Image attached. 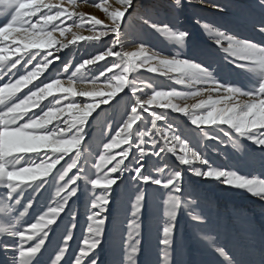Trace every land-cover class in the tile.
<instances>
[{
  "label": "snow or ice",
  "instance_id": "snow-or-ice-1",
  "mask_svg": "<svg viewBox=\"0 0 264 264\" xmlns=\"http://www.w3.org/2000/svg\"><path fill=\"white\" fill-rule=\"evenodd\" d=\"M94 6L102 10L105 20L75 11L74 0L69 6L62 0H0L3 264H102L98 252L113 185L126 179L168 192L164 202L167 219L159 241L161 264H173L176 219L181 209L197 226L198 239L222 258L221 264H256L236 259L218 243L206 215L191 210L196 201L186 195L191 189L184 185L183 172L172 168L166 158L175 156L195 177L247 191L264 201V181L248 179L233 168L214 166L200 151L205 141L241 149L244 140L255 150L245 146L240 159L249 167L258 161L264 168V46L226 35L209 22L196 21L215 36L214 44L227 63L254 76L245 90L222 82L203 61L182 58L179 52L163 55L147 45L146 37L152 32L181 48L190 37L188 30L160 18L161 9L167 11L164 4L137 7V0H116L115 4L99 0ZM183 6V0H172L176 11ZM257 6L264 12V0ZM212 7L222 11L219 4ZM259 23L257 30L264 35V19ZM73 26L87 27L90 34L74 32ZM135 26L143 36L135 35ZM80 42L94 48V54L79 63L61 60V50ZM141 70L189 90L165 89L138 79ZM121 102L123 110L117 114ZM172 113L181 114L190 126L178 124ZM101 114V134L108 142L94 152L92 143H86L87 129ZM154 160L157 163L150 170L146 165ZM52 185L55 191L48 199ZM81 191L91 193L90 204H86L90 214L86 233L77 250L70 253L78 226L74 200ZM148 195L147 187L135 190L124 243L125 264H138L139 216ZM25 216L28 219L21 221ZM65 217L60 240L49 252L50 236L61 228ZM258 264H264V254Z\"/></svg>",
  "mask_w": 264,
  "mask_h": 264
},
{
  "label": "rangeland",
  "instance_id": "rangeland-1",
  "mask_svg": "<svg viewBox=\"0 0 264 264\" xmlns=\"http://www.w3.org/2000/svg\"><path fill=\"white\" fill-rule=\"evenodd\" d=\"M62 2L65 6H69L70 0H62ZM98 2L99 0H74L75 11L105 20L102 10L94 6ZM108 2L115 4L116 0H108ZM183 2V8L176 11L172 7V0H137V7L150 3L164 4L167 11L162 8L160 18L170 22L171 26L186 29L190 33L186 45L182 48L155 32L147 35V45L163 55H173L179 52L182 58H192L197 62L203 61L205 66H210V70L222 82L233 83L245 90L249 88L254 76L240 72L227 63L223 58L222 51L214 44L215 36L212 32L202 29L196 21L199 19L202 22H209L213 29L223 31L226 35H232L238 39H249L264 46V35L257 30L261 26L259 21L264 19V12L257 6L259 0H191V3L188 0H183ZM213 3L219 4L222 11L212 7ZM0 15H2V11H0ZM72 30L85 36L90 34L87 27L77 29L73 26ZM135 35H144L138 26H135ZM71 38V34H68V39ZM128 47L131 48L133 45ZM94 52V48L80 42L77 46L69 45L68 48L61 50V60H72L73 63H79L82 59L89 58V54H94ZM56 63L59 66L60 61ZM137 76L138 79L154 82L165 89L189 90L186 86L178 85L174 81L157 77L144 70H141ZM191 102L193 101L189 100V103ZM116 108L118 114L123 110V102ZM108 111L109 114H112L111 109ZM172 116L181 126H190V122L181 114L172 113ZM103 119L104 116L101 114V117L94 122V126L87 129L86 143H92L94 152L98 151L97 146L102 147V143L108 142V137L101 134ZM224 139L227 140V138ZM240 144L241 149H234L229 143L220 144L218 141H205L200 151L214 166L233 168L240 174L246 175L248 179L257 182L264 181V168L258 161L254 166L249 167L240 159L245 146L253 150H255V146L244 140H241ZM166 159L172 168L183 172L184 185L191 189L190 193L186 195L189 199L196 201L191 210L194 213L203 212L206 215L210 227L215 230L214 234L218 237V243L226 246L230 255L235 254L236 259H246V261L256 259L255 262L258 264L261 254H264V252L259 253L260 246L264 250V201L252 196L247 191L230 188L214 180L195 177L186 166L179 165L175 156L171 154H168ZM156 163L155 160L150 161L146 167L152 170ZM159 166L162 167L163 164L160 163ZM153 174L155 175L154 171ZM137 187L149 189V195L139 216L141 245L137 256L138 264H161L159 241L162 226L167 219V208L164 202L168 197V192L159 186L137 185L128 179L124 183L113 185L110 204L106 211L104 241L98 252L102 264H125L124 243L127 237L128 221L132 219L131 204L134 202ZM54 191L55 185H52L49 189L48 199H51V193ZM96 194H99V189ZM78 196L79 198L74 200L78 226L74 230V239L70 242V253L77 250L86 233V217L90 214L86 204H90L91 193L81 191ZM27 219V216L21 217V221ZM66 222L67 217L62 222L61 228L50 236L47 244L49 252L56 248L63 230V223ZM198 231L187 212L181 209L176 219L173 264H221L222 258L198 239ZM248 244L254 245V250L250 251V254H245V247H248ZM47 255L48 253H45V259ZM0 264H3L2 256Z\"/></svg>",
  "mask_w": 264,
  "mask_h": 264
},
{
  "label": "bare ground",
  "instance_id": "bare-ground-1",
  "mask_svg": "<svg viewBox=\"0 0 264 264\" xmlns=\"http://www.w3.org/2000/svg\"><path fill=\"white\" fill-rule=\"evenodd\" d=\"M261 206H262V205H261ZM237 241H238V240H237ZM260 241H261V240H260ZM256 242H257V241H256ZM262 243H263V242H262ZM259 246H260V245H259ZM253 247H254V245H249V244H248V247H247V246L245 247V249H246L247 252L245 251L244 253L247 254V253H249L250 251H253V250H254ZM242 250H244V247H242ZM241 252H243V251H241ZM260 252H264V250L262 249L261 246L259 247V253H260ZM244 253H243V254H244ZM237 254H238V253H237ZM237 254H236V255H237ZM249 254H250V253H249ZM261 255H262V254H261ZM1 256L3 257V254H0V257H1ZM239 256H241V255H239ZM210 258H211V257H210ZM213 258H214V257H213ZM236 258H237V257H236ZM245 260H246V259H245ZM254 261H256V259H255ZM207 262H208V261H207ZM209 262H210V261H209ZM217 262H218V261H217ZM257 262H258V261H257Z\"/></svg>",
  "mask_w": 264,
  "mask_h": 264
}]
</instances>
